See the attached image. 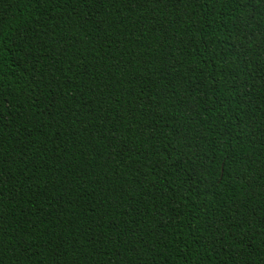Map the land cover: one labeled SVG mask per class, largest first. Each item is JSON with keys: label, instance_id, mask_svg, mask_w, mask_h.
I'll return each instance as SVG.
<instances>
[{"label": "trees", "instance_id": "trees-1", "mask_svg": "<svg viewBox=\"0 0 264 264\" xmlns=\"http://www.w3.org/2000/svg\"><path fill=\"white\" fill-rule=\"evenodd\" d=\"M0 264H264V0H0Z\"/></svg>", "mask_w": 264, "mask_h": 264}]
</instances>
